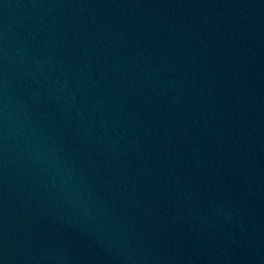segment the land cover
<instances>
[{
    "label": "water",
    "instance_id": "obj_1",
    "mask_svg": "<svg viewBox=\"0 0 264 264\" xmlns=\"http://www.w3.org/2000/svg\"><path fill=\"white\" fill-rule=\"evenodd\" d=\"M0 264H264V0H0Z\"/></svg>",
    "mask_w": 264,
    "mask_h": 264
}]
</instances>
